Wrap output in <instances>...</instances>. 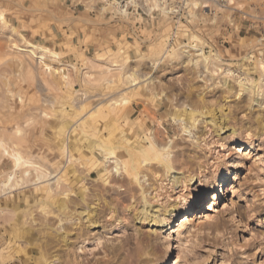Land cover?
Segmentation results:
<instances>
[{"label":"rangeland","instance_id":"374dc122","mask_svg":"<svg viewBox=\"0 0 264 264\" xmlns=\"http://www.w3.org/2000/svg\"><path fill=\"white\" fill-rule=\"evenodd\" d=\"M116 123L168 129L146 202ZM0 264H264V0H0Z\"/></svg>","mask_w":264,"mask_h":264},{"label":"bare ground","instance_id":"6f19581e","mask_svg":"<svg viewBox=\"0 0 264 264\" xmlns=\"http://www.w3.org/2000/svg\"><path fill=\"white\" fill-rule=\"evenodd\" d=\"M114 111H117L115 112V115L119 114V110H116V108ZM134 111L135 108H133L132 112L130 113L132 116L134 114ZM178 116H179L178 120L181 123L180 126L183 132H189V134L191 135L192 131L190 127L187 128L186 126L183 125L184 120L181 119L182 114H178ZM175 121H177V119H175ZM162 130H164V132ZM163 133L168 134V129L162 126L161 124H158L154 132L150 130V126L147 124L138 127L132 125L128 129H126L120 123H116L115 125H113V173H114L113 174L114 176L112 177L113 195H117L119 196V198L124 199L125 195L128 194L129 191L133 192L136 190V188L135 190L134 188L133 189L129 188V187H133V184H135L139 186L142 199L145 200L146 202V196H145L146 191L143 189L140 179L141 168L143 166H148L156 162L159 166L164 167L168 173L171 172L172 170L171 164L174 160V157L171 156L172 152L170 151L172 147L168 143H166L165 138L163 137ZM93 134L94 137H96V134L95 133ZM176 144H177L176 142H173L174 146ZM103 151L105 153L104 155H106L107 153L105 148ZM121 170L122 171L124 170L125 173L119 175V172ZM182 179L183 177L176 176V179H173L172 181V185L180 182ZM193 179L194 178H190L189 181H192ZM118 183H122L127 186H125L124 190L119 191V189H123V188H121L120 186H116ZM222 185H225V181L222 182ZM217 193L216 196H214L215 194L210 195L208 201H213V202L217 201L218 198L221 196L222 189H219ZM65 194L66 196H68L67 193ZM53 195L56 196V192ZM54 198H53V203L58 204L60 207H62V210L64 211L65 215L70 217L71 213L68 204L70 205L72 204L73 202L72 199L70 200V197H68L70 201L69 202L66 201L64 202V204L60 205V202H57L58 198L56 199ZM196 202L197 201H194L193 204H191L193 205L192 210L196 206ZM198 202L200 204L201 200H199ZM154 208H156V206ZM168 212L169 211L166 209L164 210L163 213H160L157 210L153 211V208L147 207L142 209V213L140 214V216L143 221L148 220V222H157L159 224H165V222L167 221ZM81 214L83 215L84 219L85 217L87 218L86 221L89 223V226H92V221H91V217L89 216V213L83 211ZM188 221H191V218L188 215L183 216L178 222V226L172 228V232L170 233V235L179 233L183 228H185L186 222ZM64 236H63V241L64 243L67 244L68 242L67 237Z\"/></svg>","mask_w":264,"mask_h":264}]
</instances>
